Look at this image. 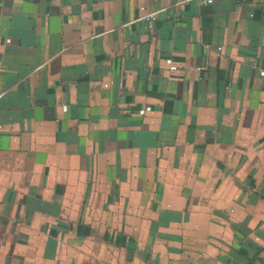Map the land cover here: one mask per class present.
Returning a JSON list of instances; mask_svg holds the SVG:
<instances>
[{
    "label": "crops",
    "instance_id": "0c3cea01",
    "mask_svg": "<svg viewBox=\"0 0 264 264\" xmlns=\"http://www.w3.org/2000/svg\"><path fill=\"white\" fill-rule=\"evenodd\" d=\"M182 1L0 0V264H264V0Z\"/></svg>",
    "mask_w": 264,
    "mask_h": 264
},
{
    "label": "built area",
    "instance_id": "2783aa9c",
    "mask_svg": "<svg viewBox=\"0 0 264 264\" xmlns=\"http://www.w3.org/2000/svg\"><path fill=\"white\" fill-rule=\"evenodd\" d=\"M191 1H197L202 5L211 6L215 3V0H183L182 3H187ZM171 63V62H170ZM172 69H176V67L172 66ZM262 75H264V72H262ZM144 113V111H142Z\"/></svg>",
    "mask_w": 264,
    "mask_h": 264
}]
</instances>
